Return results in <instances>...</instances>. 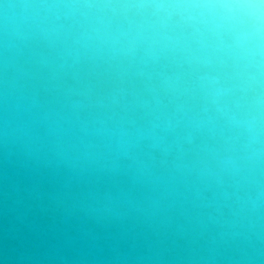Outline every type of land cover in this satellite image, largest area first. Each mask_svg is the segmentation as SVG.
Returning a JSON list of instances; mask_svg holds the SVG:
<instances>
[{
  "label": "water",
  "instance_id": "water-1",
  "mask_svg": "<svg viewBox=\"0 0 264 264\" xmlns=\"http://www.w3.org/2000/svg\"><path fill=\"white\" fill-rule=\"evenodd\" d=\"M0 264H264V0H0Z\"/></svg>",
  "mask_w": 264,
  "mask_h": 264
}]
</instances>
